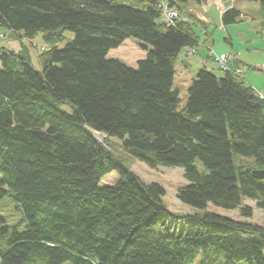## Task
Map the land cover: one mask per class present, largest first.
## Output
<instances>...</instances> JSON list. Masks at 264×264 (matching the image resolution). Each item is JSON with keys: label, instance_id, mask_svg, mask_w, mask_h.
<instances>
[{"label": "trees", "instance_id": "obj_1", "mask_svg": "<svg viewBox=\"0 0 264 264\" xmlns=\"http://www.w3.org/2000/svg\"><path fill=\"white\" fill-rule=\"evenodd\" d=\"M202 1L169 0L184 19L168 25L157 0H0V27L20 43L0 47V199L23 221L0 215V264H191L209 248L223 264H264V224L205 211L249 218L245 198L264 209V178L251 172L264 170V99L231 68L221 77L200 68L181 111L172 87L179 54L199 45L203 23L189 6ZM245 1H259L264 18V0ZM240 15L231 7L221 21ZM64 29L74 35L59 48ZM38 32L51 48L37 70L22 41ZM128 38L148 46L136 68L107 58ZM109 138L151 169H183L177 199L204 210L186 234L151 233L176 218L165 191L114 156ZM111 171L119 181L99 187Z\"/></svg>", "mask_w": 264, "mask_h": 264}, {"label": "rangeland", "instance_id": "obj_2", "mask_svg": "<svg viewBox=\"0 0 264 264\" xmlns=\"http://www.w3.org/2000/svg\"><path fill=\"white\" fill-rule=\"evenodd\" d=\"M165 1V0H164ZM169 0H166L168 2ZM237 10L241 13L236 23L224 25V28L220 27V18L214 16L212 18V24L205 28L199 24L194 27L195 33L199 38V48L202 50L203 62L200 59L190 61L188 69L184 70L180 68V61L184 59L189 62L183 51L179 54L175 69V75L173 79V90H178L180 97V104L178 110L181 111L187 100V90L194 78L196 72L204 65L208 70H211L217 76H223V68L220 65H213V60L209 59V53L206 49L200 47L206 44L209 40V44L214 40V48L216 50H222L225 48V54L232 52L233 56L238 59L241 52V60L245 65L241 64L242 74L245 82L250 85L257 93L264 99V26L261 22L264 21L262 8L259 2H249L245 0H239L236 3ZM247 8V9H246ZM220 24V25H219ZM64 37L63 41L58 44L59 48L63 46L73 38L74 33L69 30H57ZM8 31L5 28L0 27V47L9 49H20L19 42L9 43L7 38H2ZM2 36V37H1ZM230 40V41H229ZM10 41H15L11 39ZM22 43L26 48V53L29 55L31 64L35 69H40L39 56L43 53V48L47 51L51 48L50 44L45 40L44 33L38 32L32 39H23ZM230 43L234 45V48H230ZM145 47H148L145 43L140 42L134 38H128L125 42L116 49H111L108 54V59H114L122 62L128 67L136 68L137 61L144 59L148 53ZM214 55H217L213 51ZM211 53L210 55H212ZM219 57V56H218ZM217 57V58H218ZM215 58V57H214ZM1 68V62H0ZM61 110L71 113L72 110L68 105H61ZM98 140L103 141L105 135L96 134ZM108 148L114 156L122 160L127 165L129 170L133 172L142 182L157 183L165 191L162 197L163 204L167 207L169 212L176 218H170L165 225H155L151 228V233L154 236H161L166 234L172 235H184L189 229L190 217L195 214H201L204 210H200L185 204H182L176 197L178 188L184 187L188 184L187 180L183 177V169L181 167H167L158 166L155 169L149 168L144 162L134 159L128 154L121 146V141L116 138L108 139ZM196 165L200 170H203L199 161H196ZM119 174L116 171L104 175L99 181V187L113 186L119 181ZM244 204L251 206L253 209V215L249 218L242 217L238 209L227 210L221 207L214 206L208 203L205 211L215 213L217 215L232 219L238 222L252 223L263 225L264 224V209H258L255 206L253 200L244 199ZM0 215L9 224L14 225L20 223L22 220L21 212H19L14 202L10 197L6 196L0 199ZM23 221L18 226L21 228ZM224 256L221 252L214 251L213 248H209L207 252L200 251L194 261L191 264H223ZM63 264H70L65 262Z\"/></svg>", "mask_w": 264, "mask_h": 264}, {"label": "crops", "instance_id": "obj_3", "mask_svg": "<svg viewBox=\"0 0 264 264\" xmlns=\"http://www.w3.org/2000/svg\"><path fill=\"white\" fill-rule=\"evenodd\" d=\"M239 0H203L201 2L200 5H190L189 6V12L194 16V19H198L203 23V27L208 28V26L210 24H212V18L214 16H217L218 18H220V27L224 28L226 31V27L223 25L222 21H221V15L222 13L231 8V7H236V3H238ZM259 2V1H257ZM247 9V8H246ZM7 38V40L9 41V43H16L18 42L15 38H13L10 33L8 32L6 35H4V37L2 38L3 40H5ZM11 39H15V41H10ZM209 40L206 41V44L201 45L200 47H202V49H206L208 50V53H213V51H215L217 53V55L213 56L214 53L212 54V57L209 58L210 60H213V65L216 66L217 62H216V58L222 55H225V48L223 47L222 50H216V48H214V40L211 41V44H209L208 42ZM230 41V40H229ZM230 48L233 49L234 45L232 43H230ZM201 48H199V45L196 47V50L194 52L193 55L188 56L186 54L187 50H183L184 56H188L187 59L189 60V62H186L184 59H182L180 62V68L181 69H188L189 65H190V61H193L195 59H200V61L203 62V57H202V50H200ZM15 52H17V49H12ZM19 50V49H18ZM229 53V52H228ZM232 54V52H230ZM244 52H241V54H243ZM241 54L239 56V58L237 59L236 56L234 59L231 60L229 67L233 70H239L242 71L241 68V64L245 65L244 62L240 59L241 58ZM215 57V58H214ZM206 66V65H204ZM177 71V68L175 69Z\"/></svg>", "mask_w": 264, "mask_h": 264}, {"label": "built area", "instance_id": "obj_4", "mask_svg": "<svg viewBox=\"0 0 264 264\" xmlns=\"http://www.w3.org/2000/svg\"><path fill=\"white\" fill-rule=\"evenodd\" d=\"M157 5H158L159 10L161 11V14H162L165 22L168 25H172L177 20L182 19L179 12L175 8L170 7L168 2H166L164 0H157ZM191 54H192V52L188 50L187 55H191ZM216 61L218 62V64L220 65L221 68L229 70V68L226 64L227 58L225 56L218 57L216 59ZM259 96H261V95L259 94Z\"/></svg>", "mask_w": 264, "mask_h": 264}, {"label": "bare ground", "instance_id": "obj_5", "mask_svg": "<svg viewBox=\"0 0 264 264\" xmlns=\"http://www.w3.org/2000/svg\"><path fill=\"white\" fill-rule=\"evenodd\" d=\"M222 56H225L227 58L226 64H227L228 68H230L229 64H230L231 60L235 58V56H233L231 53H228V54H225V55H222ZM234 72L236 74L240 75V76L242 74V72L239 71V70L238 71H234Z\"/></svg>", "mask_w": 264, "mask_h": 264}, {"label": "water", "instance_id": "obj_6", "mask_svg": "<svg viewBox=\"0 0 264 264\" xmlns=\"http://www.w3.org/2000/svg\"><path fill=\"white\" fill-rule=\"evenodd\" d=\"M251 172L259 178H264V170H252Z\"/></svg>", "mask_w": 264, "mask_h": 264}]
</instances>
